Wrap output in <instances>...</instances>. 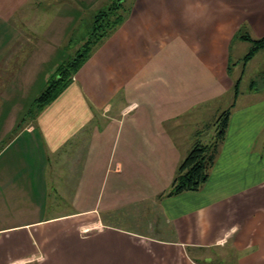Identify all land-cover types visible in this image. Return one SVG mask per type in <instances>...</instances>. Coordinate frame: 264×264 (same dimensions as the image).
Masks as SVG:
<instances>
[{
	"label": "crops",
	"instance_id": "crops-1",
	"mask_svg": "<svg viewBox=\"0 0 264 264\" xmlns=\"http://www.w3.org/2000/svg\"><path fill=\"white\" fill-rule=\"evenodd\" d=\"M118 1L0 0V92L12 77L39 92L76 30ZM127 6L64 91L8 140L0 130V264H226L213 251L264 264V78H244L264 48L244 61L239 37L264 38V0ZM227 109L206 183L167 197Z\"/></svg>",
	"mask_w": 264,
	"mask_h": 264
},
{
	"label": "trees",
	"instance_id": "trees-1",
	"mask_svg": "<svg viewBox=\"0 0 264 264\" xmlns=\"http://www.w3.org/2000/svg\"><path fill=\"white\" fill-rule=\"evenodd\" d=\"M124 2V0H119L106 11L100 12L95 16L90 37L83 45L82 51L77 52L71 61L57 70L55 76L51 78L45 90L37 98V113L64 91L91 52L124 21L129 11V7L124 5ZM239 37L242 40L249 41L251 44L244 61H248L258 50L264 48V38L252 39L247 34H242ZM237 85L234 89L235 94L237 93ZM229 115L230 109L223 111L216 120L212 139L205 144L196 143L188 152L178 166L170 188L165 193L167 197L176 196L183 192H197L203 187L214 165L218 146L224 140Z\"/></svg>",
	"mask_w": 264,
	"mask_h": 264
},
{
	"label": "rangeland",
	"instance_id": "rangeland-1",
	"mask_svg": "<svg viewBox=\"0 0 264 264\" xmlns=\"http://www.w3.org/2000/svg\"><path fill=\"white\" fill-rule=\"evenodd\" d=\"M113 1V0H112ZM105 2V0H104ZM104 2H101L104 3ZM128 0L124 2V5L127 6ZM87 23H90V20H86ZM93 28V27H92ZM92 28H89V24L83 25V27L80 29H77L76 32L72 35L71 39H69V42L66 45V49L64 52V55L59 57V60L55 62V65L64 63L63 65H66L69 61H71L74 56H76L77 52L82 51L84 44H79L84 37L87 39L90 37V31ZM88 32V33H87ZM264 52V51H262ZM69 57L70 59H68ZM65 61V62H63ZM52 68V66H48L47 69ZM261 71H264V53H261L256 59L249 65L245 72V80H254L256 83V87H260L262 84L261 78H264V73H261ZM52 71L49 72L51 75ZM54 73V72H53ZM52 73V76L49 75L48 78L43 77V81H46L47 83L51 80L55 74ZM11 81H14V77L10 78ZM11 81H9L6 84H9ZM5 84L2 85V91L0 92V130L1 132V138H10V136L15 133L17 130L18 124L24 123L25 121H28L29 119H33L37 113V104L36 100L37 98L42 94V92L45 90L46 86L43 88H39V92L35 91V88L38 91L37 87H34L28 91L21 90L24 88L19 87V80L16 81L15 87L13 86H7ZM40 89H43L40 91ZM12 118H16L17 125L13 127L11 130L6 129L5 132L4 129L7 126V123ZM8 127V126H7ZM50 215L55 214H62V213H68L71 211V206L67 203L65 204H51L48 202V205L46 206ZM214 256H210L211 262L221 263L225 262L226 264L231 263L232 259L230 257H226V259H220L219 254L216 251H213ZM229 256V252H225V255ZM229 253V254H228Z\"/></svg>",
	"mask_w": 264,
	"mask_h": 264
}]
</instances>
